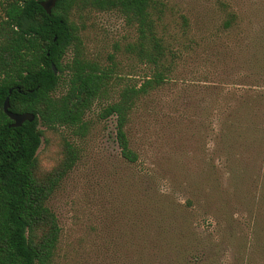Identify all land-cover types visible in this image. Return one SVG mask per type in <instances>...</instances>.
Instances as JSON below:
<instances>
[{"label":"rangeland","instance_id":"1","mask_svg":"<svg viewBox=\"0 0 264 264\" xmlns=\"http://www.w3.org/2000/svg\"><path fill=\"white\" fill-rule=\"evenodd\" d=\"M157 1L173 69L129 116L133 163L100 113L154 69L129 51L137 32L119 14L79 23L111 89L84 138L58 130L79 157L48 201L61 228L53 264H264V0ZM46 137L44 165L57 145Z\"/></svg>","mask_w":264,"mask_h":264},{"label":"trees","instance_id":"2","mask_svg":"<svg viewBox=\"0 0 264 264\" xmlns=\"http://www.w3.org/2000/svg\"><path fill=\"white\" fill-rule=\"evenodd\" d=\"M43 1L0 0V264H53L56 256L61 228L48 201L79 157L75 144L58 130L84 138L88 112L111 89L112 70L88 60L83 51L79 23L84 14H119L137 32L129 51L154 69L139 86H124L100 113V118H115L116 140L128 162L138 159L126 133L129 116L173 69L163 3L57 0L47 14ZM234 18L230 14L227 25ZM7 97L10 112L32 114L33 121L12 127L3 112ZM47 133L57 137V145L53 160L44 165L38 151L42 138L49 143Z\"/></svg>","mask_w":264,"mask_h":264},{"label":"water","instance_id":"3","mask_svg":"<svg viewBox=\"0 0 264 264\" xmlns=\"http://www.w3.org/2000/svg\"><path fill=\"white\" fill-rule=\"evenodd\" d=\"M57 0H44L41 2V7L45 10L47 14L51 13V10L54 8ZM53 71L56 74V69L52 65ZM11 93V90L8 92ZM3 112L8 116L10 120H12V127H19L21 126L25 121L31 122L34 119V116L29 113H23V114H15L9 111V97L5 98L3 103Z\"/></svg>","mask_w":264,"mask_h":264}]
</instances>
